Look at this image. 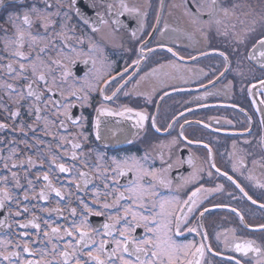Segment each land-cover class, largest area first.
Masks as SVG:
<instances>
[{
    "label": "snow or ice",
    "instance_id": "obj_1",
    "mask_svg": "<svg viewBox=\"0 0 264 264\" xmlns=\"http://www.w3.org/2000/svg\"><path fill=\"white\" fill-rule=\"evenodd\" d=\"M4 2L5 0H0V3ZM78 3L79 0H70V3L68 0H31V3L25 0V4L22 5L25 7L22 16H17L14 20L10 17L14 27L17 24L22 26L15 28L14 39L4 42L5 51H8L12 58L6 68L11 74V79L22 80L24 84L23 87L17 88L6 81L0 83V90L4 93L0 95V111L7 114V119L15 122L21 116L22 102L30 101L26 106L27 114L34 115L35 121L32 124L22 123L18 128L13 127L12 130L14 132L18 130L25 137L29 132L32 133L31 143L27 138L20 143L29 150L35 148L36 158L29 155L17 163L19 153L16 148H13L12 155L7 158L12 163H3V168L8 175L0 174V210H3L9 202H14L18 210L13 212L11 208H8V217L0 220V228L12 227L8 223L9 218L20 217L25 213H30L32 218L26 223L13 219V223L18 228L24 229L15 241L7 234L0 235V264H212L207 259L208 254L221 257L223 252L214 251L212 245L208 243L209 233L206 230L201 231L203 218L211 211L203 205L209 196L224 191L223 184H217L214 187H205L200 184V173L203 169H195L193 165L190 176L181 177L180 183L174 188L173 180L168 175L171 164L164 161L163 155H161L162 166L154 168L147 164L149 159L147 154L143 157L131 155L121 158L111 157L108 158L110 163H105V156L97 153L98 162L90 165L86 159L82 158L83 152L76 151L82 147L79 142H76L78 138L86 141L87 136L83 131L77 135L68 133L66 121L82 129L86 118L82 116L77 121L68 114V109L75 107L76 103H79L81 107H91V93L94 91L102 97L95 108L97 115L94 131L97 140L104 138L102 127L105 131L109 129V123L102 121V117L134 119L132 127L137 129V132L130 135L139 136L141 132H145L149 121L156 133L161 131V128L157 127L156 117L144 110H136L127 105H119L115 108L110 106L115 104L119 94L123 93L124 96L130 94L124 91L128 81L118 84L111 94H108V86L116 81V77L111 76L110 71L97 77L95 81L79 83L74 79L69 63L74 64L75 60L70 58L84 54L76 47L77 44L82 45L84 40L75 37L67 21L71 18L69 13L72 10H75L77 16L84 18ZM147 7L150 8L151 3H148ZM160 7H163V0H160ZM250 7L241 3H233L231 7H225L222 6L221 0H208V19L201 18L198 7L192 14V23L200 30L205 40H210L212 29H215L217 35L225 37L231 35L236 46L233 48V54L238 53V48L246 46L254 37L250 49L246 50V58L257 60L258 68H251L250 71L253 73L259 71L260 76L255 79L259 86L264 88V4L261 5V11L258 14L255 10H246ZM108 9L111 14L112 3L108 4ZM119 9L117 17L128 13L138 21L139 27L132 32V38L139 42L140 47L137 51L138 58L132 61V65H139L146 59V52H155L154 48L149 47V41H144L137 36V33L144 29V18L148 13L142 11L139 6L129 7L125 0H119ZM233 19L240 25L246 26L236 30V24L231 23ZM156 21L160 22L159 13L156 14ZM85 22L87 23L86 19ZM114 22L119 23V20ZM100 23L104 24L106 21L101 19ZM34 24L38 25L42 31L34 32ZM256 25L260 26L259 32ZM167 27L165 25V29ZM98 30L93 28V31ZM71 40H75V43L70 44ZM25 46L28 48L27 52L23 50ZM158 46L165 47L163 44ZM167 51L173 56L177 55L172 48H168ZM214 51L222 58L225 72L229 71L230 54L224 50L214 49ZM95 52L96 46L89 42L88 60L85 63L90 61L93 68L97 63V59L94 58ZM200 54L208 55L205 52ZM190 58L196 59V57ZM14 64L17 67H14ZM163 67L161 65V68ZM127 71L128 68H125L124 73L117 74L121 80L124 79ZM158 71L159 69H153L152 73L146 75H152ZM220 75L223 76L224 73ZM70 80L71 83H69ZM101 83L104 87H100ZM257 83L251 85L248 89L249 93L256 88ZM45 93L48 95L45 96ZM137 95L144 94L137 93ZM5 97L8 102H5ZM147 102H151L150 97ZM10 104L14 107H10ZM8 127V124L0 122V129ZM171 127L172 125L169 124L168 128ZM53 128L57 130L53 131ZM60 129H63V134ZM181 129L179 136L183 137V125ZM37 132H42L43 137L37 135ZM70 135L71 139H69ZM44 137H51L52 140H46ZM125 141L133 142L127 136ZM175 142L173 140V143ZM69 147L72 149L71 155H68ZM203 147L208 152L210 168L231 181L248 201L254 205L257 204L258 201L253 199L228 172H222L217 167L215 160L212 159L211 147L208 144H204ZM77 161L80 167L77 166ZM45 163L48 165L47 170L38 173L35 181L30 178V169L37 165L42 168ZM188 163L192 164V161L189 160ZM239 166H245L243 159L239 160ZM85 168L89 171H84ZM13 169L24 171L23 179L27 182L26 188L21 184L19 173ZM236 170L237 164L234 163L233 171ZM53 172L66 174V182L60 183L59 187L54 184L51 178ZM207 175L211 177L213 173L209 171ZM124 179L127 182L122 183ZM248 179L252 177L249 176ZM10 180L12 187L23 189L22 197L13 193ZM41 180L43 187L37 192L35 184ZM57 181L59 182L58 177ZM97 181L99 183H96ZM188 185L198 186L185 196H181V188ZM257 186L264 189V183H259ZM162 190H167L169 194H163ZM53 194L57 198V206L51 209L41 207L40 211L54 212L66 223L61 225L51 219H44L42 227L40 217L33 210L36 205L29 208L28 203L25 202H29L30 198L48 202ZM228 195L232 196V193L229 192ZM85 196H88V199H85ZM233 199H235L234 196ZM73 202L76 206H72ZM259 207L264 209V203H260ZM213 208H230V206L215 204ZM230 211L239 217L241 223L244 222L243 214L236 208H230ZM93 215L106 217L100 228L90 225L89 217ZM197 219L199 222L193 225V221ZM29 228L34 229L35 232L30 233L27 231ZM137 229L143 230L142 236L137 235ZM254 230L264 232V224L257 225ZM185 231L195 233L201 239L178 241L175 237L183 236ZM229 233L232 235L231 241L228 238ZM222 237L226 251L239 254L241 258L253 257L256 264H264V246L258 245L255 240L237 239L235 229L218 232L215 239L220 241ZM241 258L235 255L226 257L230 264H246V261Z\"/></svg>",
    "mask_w": 264,
    "mask_h": 264
},
{
    "label": "flooded vegetation",
    "instance_id": "obj_2",
    "mask_svg": "<svg viewBox=\"0 0 264 264\" xmlns=\"http://www.w3.org/2000/svg\"><path fill=\"white\" fill-rule=\"evenodd\" d=\"M68 2L70 3V0ZM125 2L129 7L139 6L142 11H147L148 14L144 18V29L138 32L137 36L144 41H149V47L154 48L155 52H146V59L142 60L139 65H132V61L138 58L137 51L140 47L139 42L132 38V32L139 27L137 19L128 13L117 17V12L120 11L119 0H79L78 6L84 13V18L77 16L75 10H72L69 13L71 18L67 24L69 29L74 31L76 38L84 40L82 45H76L77 49L82 50L84 54L72 56L70 59H74L75 63H69V66L72 68L74 79L79 83L95 81L97 77L110 71L111 76L116 77V81L108 86V94H111L118 84L128 81L124 91L130 94L128 96H124L123 93L119 94L118 100L110 106L115 108L119 105H127L136 110H144L156 117L157 127H160L161 131L156 133L151 128L149 121L146 124L145 132H141L139 136L130 135V133L137 132V129L132 127L134 119L102 117V121L109 123V129L105 131L102 127L104 138L97 140L94 131V121L97 115L95 108L99 105L102 97L94 91L91 93V107H81L79 103H76L75 107L68 109V114L77 121L82 116L86 118L83 121L82 129H78L66 121L68 133L77 135L83 131L87 136L86 141L83 138H78L76 142H79L82 147L76 151L78 153L82 151L84 154L82 158L86 159L90 165H95L98 162L97 153L105 156V163H110L108 158L111 157L121 158L129 155L143 157L147 154L149 156L147 164L154 168H160L162 166L161 155H163L164 161L171 164L168 175L173 180L174 188L180 183L181 177L190 176L193 172V165L195 169H203L200 173V184L205 187L223 184L224 191L209 196L203 205V207L210 208L211 211L205 214L201 231L206 230L209 233L208 243L212 245L214 251L223 252L221 257H213L208 254L207 259L212 264H230L226 257L232 255L237 258L241 257L239 254L226 251L223 237L217 241L216 233L235 229L237 239L255 240L258 245L264 246V232L254 230L257 225L264 224V209L259 207L260 203H264V189L257 186L259 183H264V123H262L264 121V103H262L264 88H261L255 79L260 76L259 71L255 73L250 71L251 68H258L257 60L246 58V50L250 49L254 37L249 40L246 46H240L236 54H233V48L236 46L231 35L228 37L217 35L215 29H212L210 40H205L200 30L192 23V14L199 7L201 18L207 20L208 0H163L162 8L160 0H125ZM28 3H31V0H28ZM109 3L113 4L111 14L108 9ZM148 3H151L150 8L147 7ZM233 3L250 5L251 7L246 10H255L258 14L264 0H221L222 6L225 7H231ZM24 4L25 0L10 3L0 12V83L6 81L17 88L23 87L24 81L10 78L11 74L7 72L6 65L12 61V58L9 52L5 51L4 42L14 39L15 28L22 26L17 24L14 27L13 20L17 16H22L25 11V7L22 6ZM157 13L160 16L159 23L156 21ZM10 17L13 20H10ZM241 18L243 19V17ZM101 19L106 23H100ZM117 19L119 23L114 22ZM231 23L236 24V30L246 26L240 25L235 19ZM165 25L168 26L167 29H165ZM256 27L259 32L260 26L256 25ZM93 28L99 30L93 31ZM154 29H159V31H154ZM33 31H42V29L34 24ZM89 42L96 46L94 58L97 59V63L95 68L90 61L85 63L88 60ZM69 43L73 44L75 40H71ZM160 44L165 47H159ZM168 48H172L177 55L173 56L167 51ZM214 49L224 50L230 54L229 71L225 72L223 60ZM23 50L27 52V46ZM201 52L208 53V55L202 56ZM190 57H196V59L193 60ZM66 63L68 62L66 61ZM161 65L164 67L161 68ZM13 66L17 67L15 64ZM125 68H128V71L124 74V79L121 80L117 74L124 73ZM153 69H159V71L152 75H146L152 73ZM222 72L223 76L220 75ZM71 82L70 80L69 83ZM253 83H257V86L249 93L248 89ZM100 87H104V84L101 83ZM137 93L144 95H137ZM3 94V90H0V95ZM47 95L45 93V96ZM149 97L150 103L147 102ZM201 97L202 99H198ZM5 102H8L7 97H5ZM29 102H22L21 116L15 122L7 119V114L0 111V122L9 125L6 129H0V174L8 175L3 168V163H12L7 158L12 155L13 148H16L19 153V157L16 159L17 163L29 155L36 158L35 148L29 150L20 143L26 138L31 143L32 133L29 132L25 137L18 130L15 132L12 130L13 127L18 128L22 123L32 124L35 121L34 115L27 114L26 106ZM9 106L14 107L11 104ZM61 119H65V117H61ZM169 124L172 125L171 128H168ZM182 125L184 136L180 137ZM52 130L56 131L57 129L53 128ZM60 132L63 134V129H60ZM37 135L43 137L42 132H37ZM71 135L69 139H71ZM125 136L133 142L127 143ZM44 138L52 140L51 137ZM173 140L176 142L173 143ZM189 141L192 142L189 143ZM204 144L211 147L212 159L215 160L217 167L222 172H228L253 199L258 201L257 204L254 205L248 201L231 181L216 173L215 169L210 168L208 152L203 147ZM71 151L72 149L69 147L68 155H71ZM65 159L67 160V157ZM241 159L244 161V167L239 166ZM189 160L192 161V164L188 163ZM76 163L80 167L79 161ZM234 163L237 164L236 171H233ZM47 167L48 165L45 163L42 168L37 165L30 169V178L35 181L37 174L47 170ZM83 170L89 171L87 168ZM13 171L19 173L21 184L26 188L27 182L23 179L24 171L22 169H13ZM209 171L213 173L211 177L207 175ZM249 176L252 179H248ZM51 178L58 187L60 183L66 182V174L53 172ZM123 182H127V180L124 179ZM35 186L36 191L39 192L43 187V181L36 182ZM196 186L198 185L181 188L180 195L185 196ZM10 187L14 194L22 197L23 189L12 187L11 180ZM73 191H75L74 188ZM162 192L166 195L169 194L167 190H162ZM229 192L232 193V196L228 195ZM85 199H88V196H85ZM56 200L57 198L53 194L48 202L30 198V201L25 203H28L29 208L36 205L33 210L40 217L42 227L44 219H51L58 224L65 225V220L58 217L56 213L40 211L41 207L55 208ZM215 204H227L230 208H236L243 214L244 222L241 223L239 217L231 212L230 208H213ZM72 206H76L75 202ZM8 208H11L13 212L18 210L14 202H9L3 210H0V220L8 217ZM31 218L30 213L9 218L8 223L12 227L0 228V235L7 234L15 241L19 238L18 234L24 229L18 228L13 223V219L26 223ZM105 220L106 217L102 216L89 217V223L94 228H100ZM198 222V219L194 220L193 225ZM249 225L252 227H248ZM27 231L35 232L31 228ZM137 235L142 236L143 230L137 229ZM175 238L180 242L201 239L195 233H187V231L183 236ZM228 238L229 241L232 240L231 233L228 234ZM241 259H244L246 264H256L253 257Z\"/></svg>",
    "mask_w": 264,
    "mask_h": 264
},
{
    "label": "water",
    "instance_id": "obj_3",
    "mask_svg": "<svg viewBox=\"0 0 264 264\" xmlns=\"http://www.w3.org/2000/svg\"><path fill=\"white\" fill-rule=\"evenodd\" d=\"M20 1H22V0H5L4 3H0V12L2 11L3 8H5L10 3H17V2H20Z\"/></svg>",
    "mask_w": 264,
    "mask_h": 264
}]
</instances>
